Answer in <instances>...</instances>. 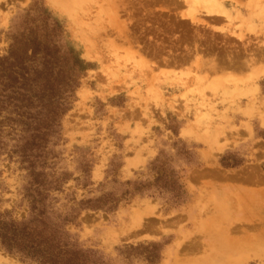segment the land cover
<instances>
[{
  "label": "rangeland",
  "instance_id": "rangeland-1",
  "mask_svg": "<svg viewBox=\"0 0 264 264\" xmlns=\"http://www.w3.org/2000/svg\"><path fill=\"white\" fill-rule=\"evenodd\" d=\"M239 3L226 37L185 0H0V220L84 264H221L263 232L236 199L264 193V0ZM210 44L249 68L209 71ZM0 264L36 262L0 242Z\"/></svg>",
  "mask_w": 264,
  "mask_h": 264
},
{
  "label": "bare ground",
  "instance_id": "bare-ground-1",
  "mask_svg": "<svg viewBox=\"0 0 264 264\" xmlns=\"http://www.w3.org/2000/svg\"><path fill=\"white\" fill-rule=\"evenodd\" d=\"M187 1H189L190 3H191V7H192V11H191V13L189 14V15H186V14H184L185 16H183V17H188L189 18V20L191 21V23L189 24V26L190 25H192V24H194L193 26H197L198 27V30H199V32H200V30L202 31V29H200V28H209V30L210 29H212L213 27H215L216 25H223L222 27H221V33H222V31L224 32V35L226 34L225 33V31L226 30H228V31H230L229 30V28H227V24L225 23V26L226 27H224V22L225 21H228V22H232L235 18H233L232 16H233V14H234V12H237V13H240L241 11L239 10V7H238V5H241L240 3H239V0H185V2H187ZM241 1V0H240ZM257 1V0H256ZM232 3H233V5H232ZM234 3H235V5H234ZM257 3V2H256ZM260 4H261V2H260ZM256 5V4H255ZM255 5H252V4H250L249 5V8L247 9V10H249L248 11V13H249V16H253L254 17V13L256 12L255 11ZM257 5H258V3H257ZM190 6V5H189ZM242 6V5H241ZM259 6V5H258ZM261 7H262V5H261ZM264 8V7H263ZM257 9V8H256ZM203 13V15H205L206 17H207V19H201V17H199L198 18V16H196V15H198V13ZM200 13V15H202ZM176 15V14H175ZM237 15H239V14H237ZM177 20V19H176ZM177 21H180V20H177ZM184 21V20H183ZM254 21V18H252V17H250V18H247V24H249V23H252ZM185 22V21H184ZM188 22V21H187ZM223 23V24H222ZM183 26H184V23H183ZM193 26L191 27L192 28V30H193ZM217 26V27H218ZM230 26V25H229ZM214 29V28H213ZM219 29V28H218ZM264 29V28H263ZM196 30H197V28H196ZM204 30V29H203ZM208 30V29H207ZM207 30H204V31H206L207 32ZM216 30H217V28H216ZM195 31V30H194ZM219 31V30H218ZM196 32V31H195ZM198 32V33H199ZM205 32V33H206ZM198 33H197V35H198ZM202 33V32H201ZM208 33V35H210L209 34V32H207ZM207 33H206V36L208 37V35H207ZM218 33V32H217ZM229 33V32H228ZM238 33V32H237ZM203 34H204V32L202 33V37H200L201 38V40L202 41H204L206 38V36L204 37L203 36ZM211 34H214V32H212L211 31ZM231 34L233 35V33L231 32ZM236 34V33H235ZM245 34V33H244ZM244 34L242 35L241 33H239V34H237V35H235L237 38H238V40L240 39V40H242L243 39V37H244ZM192 35V34H191ZM205 35V34H204ZM221 35H223V33L221 34ZM231 35V36H232ZM239 35V36H238ZM184 36H186V35H184ZM210 36H214V35H210ZM215 36H216V33H215ZM226 36V35H225ZM230 36V35H229ZM228 36V37H229ZM230 36V37H231ZM216 37H218V35L216 36ZM227 37V36H226ZM181 38H182V36H181ZM185 38V37H184ZM187 38H188V36H187ZM190 38H192V36L190 37ZM210 37H208L206 40L208 41V43H211L212 41H210V39H209ZM212 38V37H211ZM219 38V37H218ZM247 38V37H246ZM183 39V38H182ZM181 39V40H182ZM214 39V38H213ZM184 40V39H183ZM244 40V39H243ZM177 41H178V39H177ZM207 41H206V43H207ZM228 41V40H227ZM201 42V41H200ZM185 43V42H184ZM223 43V42H222ZM226 43V42H225ZM237 43V42H236ZM217 44V43H216ZM173 45V44H172ZM211 45V47L209 48V47H206V45H204L205 47H199V51H201V53L202 54H207L208 55V53L209 54H213V57H214V59H216L214 62H212V64H210V66H208L207 68H208V70L209 71H211V72H213V71H217V70H220L222 67H220L221 65H224L225 67L227 66V65H231V61H232V59H234V62H235V60H237L235 63H238V61H240V60H238L237 58L239 57V59H241L240 58V56H238L237 57V55L239 54V53H229L228 54V56L227 55H225L226 53V51L223 53V55H225V56H227V57H225V58H223V61H221V64L219 65V63H217L216 61H217V59H220L221 57H218L217 56V54H218V51H216V52H210V51H212L213 50V47H214V45L212 46V44H210ZM258 45V44H257ZM223 46V45H222ZM233 46V45H232ZM240 46V45H239ZM260 46V45H259ZM155 47V46H154ZM238 47V46H237ZM247 47H249V46H247ZM181 48V47H180ZM185 48V47H184ZM222 48V47H221ZM157 49V48H156ZM166 49V48H165ZM259 49H260V47H259ZM180 50H182V49H180ZM249 50V49H248ZM184 51V50H183ZM186 51H187V53H186ZM202 51H206L205 53H203ZM250 51H251V49H250ZM185 52V54L186 55H190V52L192 53V50H191V48H188V50H185L184 51ZM178 54H180L179 52H177ZM177 54V55H178ZM198 54H199V52H198ZM197 53H196V55H198ZM254 54V53H253ZM252 54V55H253ZM257 54V53H256ZM173 55V54H172ZM240 55V54H239ZM258 56L257 57H253V58H251L250 59V65H252V64H254V62L256 61V63L257 62H259V61H264V50H262V51H260L258 54H257ZM175 56V55H174ZM222 56V55H221ZM256 56V55H255ZM177 57V56H176ZM237 57V58H236ZM180 58V57H179ZM179 58L177 59V58H174V59H176V60H174L173 61V63H180V62H175V61H177V60H179ZM181 58H183V57H181ZM187 58V57H186ZM221 58V59H222ZM232 58V59H231ZM168 59V58H167ZM170 59V58H169ZM173 58H171V60H172ZM184 59V58H183ZM197 59H198V57H197ZM220 59V60H221ZM225 59V60H224ZM226 59H231V61L230 60H226ZM249 59V58H248ZM170 60V62H172ZM185 60V59H184ZM168 61V60H167ZM180 61V60H179ZM182 61V60H181ZM226 61H230L229 63H227L226 64ZM184 62V61H183ZM224 64H223V63ZM233 62V61H232ZM246 63L244 64V62L242 63V59H241V63H238V65H241V64H243L244 66L246 65L247 66V64L249 65V62H248V60L247 61H245ZM204 64H207L206 62L204 63ZM232 64H234V63H232ZM258 64V63H257ZM236 65V64H235ZM235 65H231L232 67H234ZM243 65H241V66H239V67H242ZM249 65V66H250ZM260 65V64H259ZM237 66V65H236ZM235 66V67H236ZM243 66V67H244ZM246 66H245V68H246ZM204 67V66H203ZM202 67V69H204ZM224 67V68H225ZM242 67V68H243ZM238 68V67H237ZM247 68H249L248 66H247ZM199 69V68H198ZM206 69V68H205ZM236 69V68H235ZM261 193V192H260ZM243 196H245V194L243 195ZM252 197V195H250V194H248L247 195V200L246 199H244V198H242V199H239V200H237L236 199V201H239V203L240 202H242V205H244V207H242L241 205H237V204H235V205H237V206H240V207H242L243 208V211H246L247 209H249L250 211H252V213L253 214H256V215H258V213L260 212V210L262 209V206H263V203H261V201L262 202H264V193H263V191H262V193H261V195H260V197H258V200L257 201H252L250 198ZM238 198V197H237ZM250 199V200H249ZM231 201V200H230ZM231 202H233V201H231ZM230 202V203H231ZM236 203V202H235ZM238 203V204H239ZM231 204H233V203H231ZM233 207H235V206H233ZM264 207V206H263ZM234 209V208H233ZM264 209V208H263ZM262 217H264V216H262ZM264 219V218H263ZM264 221V220H263ZM261 223H263V222H261ZM254 225H255V223H254ZM255 229V228H254ZM252 231H253V229H251ZM262 230V229H261ZM229 231L230 230H228V233H229ZM232 231V230H231ZM249 231H250V229H249ZM247 232L248 231H246V233H245V235L247 234ZM255 233L254 234H247L245 237H244V235L242 236V237H238V236H236V237H229L228 239H226L225 241V243H227V245H225V244H223V245H225V246H223V245H220L219 244V247L220 248H225L224 250H220L219 252H217V253H219V255L217 254V253H215L216 255H218V256H221L222 258V261H223V263H221V264H241V262H244V260L247 258L246 256H249L250 254V250L252 251H254L255 249L256 250H258V252L259 253H261L259 250L262 248V246H264V244H263V242H264V230H263V232L262 231H254ZM253 233V232H252ZM230 234V233H229ZM240 236V235H239ZM256 242H258L259 243V245H258V247H259V249H258V247H256L257 245H254ZM261 243V244H260ZM222 244V243H221ZM256 247V248H255ZM264 248V247H263ZM262 248V249H263ZM252 251V252H253ZM224 252V253H223ZM251 252V253H252ZM257 252V253H258ZM220 253H222V254H220ZM217 256V257H218ZM211 260H213V259H211ZM211 260H209V261H211ZM186 263V262H185ZM181 264H184L183 262L181 263ZM204 264H211L210 262H205ZM214 264V263H213ZM220 264V263H219Z\"/></svg>",
  "mask_w": 264,
  "mask_h": 264
},
{
  "label": "trees",
  "instance_id": "trees-1",
  "mask_svg": "<svg viewBox=\"0 0 264 264\" xmlns=\"http://www.w3.org/2000/svg\"><path fill=\"white\" fill-rule=\"evenodd\" d=\"M86 66L87 64H84L83 60L73 57L71 72L75 76L70 80V87L73 88V91L79 84L76 79L84 72ZM13 224L12 221L0 220V242L8 251L18 252L35 261L36 264H60L61 262V264H84L85 261L81 260V256L76 252L72 251L67 259L61 258V251L58 250L55 243L26 235L22 229Z\"/></svg>",
  "mask_w": 264,
  "mask_h": 264
}]
</instances>
